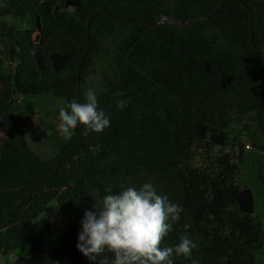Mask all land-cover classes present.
I'll list each match as a JSON object with an SVG mask.
<instances>
[{"label":"trees","instance_id":"trees-1","mask_svg":"<svg viewBox=\"0 0 264 264\" xmlns=\"http://www.w3.org/2000/svg\"><path fill=\"white\" fill-rule=\"evenodd\" d=\"M24 6L0 2V115L9 135L0 151V254L27 246L29 256L11 264H91L75 247L84 211L98 210L109 190L151 182L183 209L159 246L184 235L198 245L191 257L173 254L172 264H256L264 222L238 181L247 144L227 130L252 129L264 192V0H36L37 26L43 17L50 27L40 45L6 19L23 22ZM158 16L209 18L176 26ZM98 62L105 65L96 69ZM94 70L110 126L100 133L77 126L66 140L50 124L52 155L41 158L27 141L25 113L12 105L26 94H51L66 108L83 103ZM122 99L127 107L119 109ZM98 149L112 157L92 161ZM52 205L67 229L45 252ZM104 257L111 254L97 259Z\"/></svg>","mask_w":264,"mask_h":264},{"label":"clouds","instance_id":"clouds-1","mask_svg":"<svg viewBox=\"0 0 264 264\" xmlns=\"http://www.w3.org/2000/svg\"><path fill=\"white\" fill-rule=\"evenodd\" d=\"M128 101L117 102L124 109ZM59 129L70 139L77 126L100 133L110 126L109 117L98 106L97 93L89 89L85 102L72 101L58 112ZM85 210L80 221L76 249L91 264H172L173 254L191 257L197 243L188 235L174 247L161 248L160 242L171 231L168 222L178 221L183 211L160 195L155 185L144 182L139 187H126L106 194L98 210ZM110 253L111 257H101Z\"/></svg>","mask_w":264,"mask_h":264},{"label":"rangeland","instance_id":"rangeland-1","mask_svg":"<svg viewBox=\"0 0 264 264\" xmlns=\"http://www.w3.org/2000/svg\"><path fill=\"white\" fill-rule=\"evenodd\" d=\"M25 2V20L21 22L19 19L18 24L22 26L28 36L29 41L34 45H40L45 43L46 38L50 32L44 33L43 30L37 29V6L36 0H23ZM43 27L50 29L48 21L43 18ZM2 49L4 56L1 58L5 61L4 69L7 65V61L4 59L8 54L9 47L3 43ZM104 62H98L95 65L96 69L104 66ZM101 82L97 71H91L86 78L85 83L82 85V96L85 102V94L89 89L94 90L96 93L101 91ZM67 105L61 99L54 97L51 94H39V95H22L12 105L11 111L13 113L24 112L25 122L24 131L26 138L30 146L39 154L41 158H48L52 155V148L47 141L48 127L53 124L59 133L63 136L59 129L58 112L61 108H66ZM228 134L230 139H238L247 144L246 157L239 167L240 174L238 181L241 184V190L249 188L253 193V200H255L256 212L260 213L264 219V192L262 190L261 182L257 177V166L254 160V155L250 152V136L252 129H246L240 124H234L228 128ZM73 133V132H72ZM64 137V136H63ZM111 154H107L105 149H98L91 154V159L94 162L104 161L110 159ZM200 160L197 158V163ZM242 199L244 207H249L250 197L247 196V192L242 191ZM45 217L50 225V229L46 234L44 249L45 252L50 251L57 246L63 238L67 229V221L64 216L59 212L56 206H51L46 212ZM29 256V248L27 246L20 247L13 252L5 256L0 254V264H11L19 257ZM256 264H264V245L257 251Z\"/></svg>","mask_w":264,"mask_h":264},{"label":"crops","instance_id":"crops-1","mask_svg":"<svg viewBox=\"0 0 264 264\" xmlns=\"http://www.w3.org/2000/svg\"><path fill=\"white\" fill-rule=\"evenodd\" d=\"M1 3H3V0H0ZM9 22L15 24L17 27H22L18 24V18H15V17H8L6 18ZM20 22V21H19ZM46 22L44 21L43 17H41L40 19V23H41V27H36L37 29L39 30H43L44 33L46 32H50V29L47 28H44L43 27V23ZM47 39V38H46ZM8 127L6 126L2 116L0 115V151L3 149V147L8 143ZM255 202V200H254ZM255 204V203H254ZM257 208H255L256 210ZM260 214V213H259ZM261 215V214H260ZM261 219L263 220L264 222V219H263V216L261 215Z\"/></svg>","mask_w":264,"mask_h":264},{"label":"water","instance_id":"water-1","mask_svg":"<svg viewBox=\"0 0 264 264\" xmlns=\"http://www.w3.org/2000/svg\"><path fill=\"white\" fill-rule=\"evenodd\" d=\"M207 18H209V16L208 17H202V18H196V19H193V20L182 21V20H179V19H172V18L167 17V16H158L155 20L158 23L166 22V23L171 24V25L181 26V25L188 24L191 21L204 20V19H207ZM136 21L139 22V23H146L147 22L143 18L137 19ZM78 88H77L76 96L78 95V91H79Z\"/></svg>","mask_w":264,"mask_h":264}]
</instances>
